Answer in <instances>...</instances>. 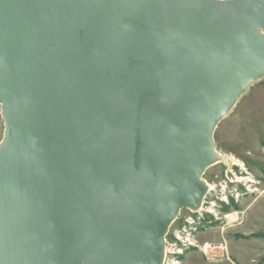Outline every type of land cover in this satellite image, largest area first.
Wrapping results in <instances>:
<instances>
[{"label": "water", "instance_id": "obj_1", "mask_svg": "<svg viewBox=\"0 0 264 264\" xmlns=\"http://www.w3.org/2000/svg\"><path fill=\"white\" fill-rule=\"evenodd\" d=\"M260 28L264 0H0V264H161Z\"/></svg>", "mask_w": 264, "mask_h": 264}, {"label": "rangeland", "instance_id": "obj_2", "mask_svg": "<svg viewBox=\"0 0 264 264\" xmlns=\"http://www.w3.org/2000/svg\"><path fill=\"white\" fill-rule=\"evenodd\" d=\"M5 130L0 117V142ZM212 148L226 162L209 163L202 172L200 180L207 191L201 207H182L171 221L163 241L167 259L182 264L190 251L207 244L210 247L201 249L205 252L213 247L211 257H219L215 246L222 245L225 256L237 262L234 255H227L225 238H229L250 254L242 257L248 264H264V76L244 88L235 105L218 121L212 132ZM232 214L235 217L228 220ZM215 227L220 242L200 243Z\"/></svg>", "mask_w": 264, "mask_h": 264}, {"label": "crops", "instance_id": "obj_3", "mask_svg": "<svg viewBox=\"0 0 264 264\" xmlns=\"http://www.w3.org/2000/svg\"><path fill=\"white\" fill-rule=\"evenodd\" d=\"M245 214H246V211L244 213H241V217H240L241 223L244 221V217L246 216ZM233 217H235L234 214L228 215L227 219L231 220ZM212 230L214 231H210L207 237L205 238L201 237L200 243H209V242L219 243L220 242L221 235H219L218 227H215ZM225 243H226L225 245L227 249V255H234L237 262L231 260L230 258H227L225 256L224 247L220 245V246H215L216 248L215 252L218 253L217 256L219 257L213 258L210 256L211 253L213 252V247L212 249L207 248V250L205 251L206 253L202 251V249H199L200 251L192 250L183 258L182 264H237V263L248 264L246 262V259L242 257H246L250 254L248 252H243L240 249L243 247V245L238 246L233 241H231L229 238H225Z\"/></svg>", "mask_w": 264, "mask_h": 264}, {"label": "bare ground", "instance_id": "obj_4", "mask_svg": "<svg viewBox=\"0 0 264 264\" xmlns=\"http://www.w3.org/2000/svg\"><path fill=\"white\" fill-rule=\"evenodd\" d=\"M263 30H264L263 28H260V29H259V33L264 34ZM263 76H264V69H263V72L261 73V76H260L258 79L262 78ZM258 79H256V80H258ZM254 81H255V80H254ZM251 82H253V81H251ZM251 82H250V83H251ZM238 98H239V96H238L237 99L234 101L233 105H235V103H236V101L238 100ZM233 105H232V106H233ZM232 106H231V108H232ZM231 108H229V110H230ZM3 137H4V136H3ZM2 139H3V138H2ZM1 141H2V140H1ZM218 161L226 162V159H225L224 156L219 155V154H216V153L213 152V153H212V156H211V160H210L209 163H215V162H218ZM232 163L235 164L233 160H232ZM226 165H228V163H226ZM202 203H203V199L201 200V202L197 203V205H195V206H193V207H190V209H192V210L198 209V208L201 207ZM206 246H207V245H206ZM209 247H210V246H209Z\"/></svg>", "mask_w": 264, "mask_h": 264}, {"label": "built area", "instance_id": "obj_5", "mask_svg": "<svg viewBox=\"0 0 264 264\" xmlns=\"http://www.w3.org/2000/svg\"><path fill=\"white\" fill-rule=\"evenodd\" d=\"M190 244H192V242H189ZM189 243H187V244H189ZM207 244H205V245H202V246H198V248L199 249H203L204 250V248H205V246H206ZM165 252V253H164ZM177 253H182V251H178ZM163 255L165 256V258L163 259V263L162 264H179L180 262H178L177 260H173V261H171L170 263H169V260L167 259V251H165V249H163Z\"/></svg>", "mask_w": 264, "mask_h": 264}]
</instances>
